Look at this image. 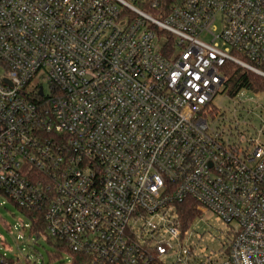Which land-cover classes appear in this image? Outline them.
Instances as JSON below:
<instances>
[{"label": "built area", "instance_id": "obj_1", "mask_svg": "<svg viewBox=\"0 0 264 264\" xmlns=\"http://www.w3.org/2000/svg\"><path fill=\"white\" fill-rule=\"evenodd\" d=\"M171 1L0 0V193L86 264H198L187 198L264 264V142L214 103L264 77V0Z\"/></svg>", "mask_w": 264, "mask_h": 264}, {"label": "rangeland", "instance_id": "obj_2", "mask_svg": "<svg viewBox=\"0 0 264 264\" xmlns=\"http://www.w3.org/2000/svg\"><path fill=\"white\" fill-rule=\"evenodd\" d=\"M2 72L0 65V74ZM44 85L48 92V83ZM245 96L244 109L237 108L236 112L226 93L219 94L214 103L225 109L227 127L230 126L233 131H245L249 136H258L264 142V133L258 134L259 129H264V93L247 91ZM216 124L217 121H211V125ZM29 226L30 220L26 214L0 193V253L15 259L16 264H73L72 255L60 253L45 235L37 240L33 238ZM234 227V223L228 224L214 213L196 219L191 227L190 242L195 249L197 263L205 264L210 259L222 264L224 250L233 236Z\"/></svg>", "mask_w": 264, "mask_h": 264}, {"label": "trees", "instance_id": "obj_3", "mask_svg": "<svg viewBox=\"0 0 264 264\" xmlns=\"http://www.w3.org/2000/svg\"><path fill=\"white\" fill-rule=\"evenodd\" d=\"M169 2H172L169 0ZM171 41V40H170ZM225 90L230 98H234L241 91H253V92H261L264 93V77L244 68L236 63L228 62L225 65ZM213 111L216 113L219 111V108L213 106ZM30 220L29 231L30 235L36 239L39 235V238L42 235L47 237L48 242L55 245L58 248V251L61 253H69L72 255L73 264H86L87 256L80 253L72 252L67 246V244L60 239L53 238L47 233V225L46 221L43 217H40L36 220L33 219V214L25 209L18 207ZM180 214L181 220L183 223L184 230L191 228L199 217H201V213L198 211L196 202L193 198H187L180 205ZM6 263L0 264H16V260L13 258H6Z\"/></svg>", "mask_w": 264, "mask_h": 264}, {"label": "water", "instance_id": "obj_4", "mask_svg": "<svg viewBox=\"0 0 264 264\" xmlns=\"http://www.w3.org/2000/svg\"><path fill=\"white\" fill-rule=\"evenodd\" d=\"M39 239V235L36 237V240Z\"/></svg>", "mask_w": 264, "mask_h": 264}]
</instances>
